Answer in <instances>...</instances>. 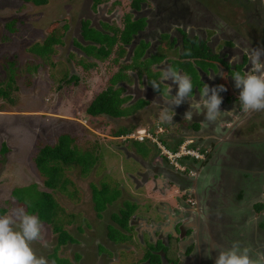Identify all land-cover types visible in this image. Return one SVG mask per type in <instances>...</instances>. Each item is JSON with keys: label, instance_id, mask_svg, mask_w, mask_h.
Returning a JSON list of instances; mask_svg holds the SVG:
<instances>
[{"label": "rangeland", "instance_id": "1", "mask_svg": "<svg viewBox=\"0 0 264 264\" xmlns=\"http://www.w3.org/2000/svg\"><path fill=\"white\" fill-rule=\"evenodd\" d=\"M194 1L215 12L214 15L254 48H264V0ZM90 3L89 0H46L44 5L36 6L33 2L25 3L21 0H0V87L2 89L5 85L9 87L7 101L0 99V147L3 144L6 148V152L0 156V209H3L5 211L3 215H6L14 209L24 208L10 197V192L15 187L33 185L37 191L51 194L57 206L53 224L66 231L72 239L62 246H56L57 234L52 230L53 225L42 222L44 239L32 244L37 256L47 258L49 264H53L54 257L60 261L64 259L69 264H78L74 258L78 260L80 254L83 256V264H133L140 259L145 246L149 247L145 242L143 245L140 234L135 231L137 226L134 218L141 217L139 216L140 211L142 212L141 206L152 205L150 201L154 199L156 201L165 199L151 189L149 183L151 177L145 175L146 171L149 166H158L159 161H161L159 167L165 165L171 171H182L181 169L185 168L182 161L173 162L174 166L177 163L180 169L164 159L161 153L165 148L171 150L175 145V150L172 151L176 152L179 146L189 141L186 149L194 153L198 151L189 147L192 139L182 134L184 130L181 128L185 122L179 119V111L176 110L177 114L175 112L171 123L160 122V107L167 98L165 93H154L156 91L149 81L155 78L159 84L163 83L160 84V90L161 87L169 85V81L161 79V71L149 69L143 71L144 64H147L150 58L141 61L142 67L123 72L126 79L119 84L122 87L121 97L127 96L128 100L121 107L131 106L135 97H140L144 93L141 86L143 77H146V85L154 91L151 96L155 97L156 101L160 97L159 106L157 103L148 104L122 118L91 117L85 114V109L94 96L108 86L110 76L119 68L129 65L131 61L135 63L137 60L138 63L142 56L139 47H136L128 58H124L125 53L116 58V47H113L110 55L103 60L94 59L83 53L85 51L83 48L91 45L88 40H82L80 33V26L85 23L83 19L87 18L88 10L96 13L101 9L100 16L105 15L103 20L109 23L110 28L116 29L122 28V16L128 10V0H99L96 3L97 7L90 6ZM7 24L11 25V31ZM93 25H97L98 30L91 28L89 34L92 38L98 39L101 35L100 29L104 26L100 20H94ZM216 32L214 27L208 28L209 35H215ZM218 40H222L221 37ZM165 43L163 36L161 47L157 48L160 50L152 57L153 60L159 56L163 59L168 58L165 60L168 66L189 75L196 83L198 79L202 81L203 79L195 71V66L197 70L207 75L212 83L217 79L216 85H225L227 91L220 93L222 97L238 95L234 81L230 78L231 85L229 78L225 77V71L219 73L216 68L207 67L208 65L200 62L190 63V66L176 65L180 62L178 52L171 51ZM35 45L49 46L50 52L39 58L28 51L29 47ZM220 45L214 47L210 53L215 55ZM143 47L145 45H142ZM142 57L144 59L146 55ZM113 59H116V62ZM163 59L154 64L163 63ZM250 67L249 62L243 72L248 71ZM218 74L220 76H217ZM221 75H224V79ZM9 77L12 79L10 83ZM204 84L205 81L203 86ZM195 87L197 88L196 85L193 88ZM199 90L198 95L193 93V97L200 99ZM221 110L225 109L221 106ZM233 115L234 113L227 114V123L233 120ZM219 119L213 125L219 124ZM197 120L203 123L202 120L205 119ZM242 121L240 125L241 121L228 130L229 134L225 139L240 140V148L244 154L247 152L256 154L259 149L264 151V145L261 147L260 144L259 146L251 144V141H263L264 111L249 112ZM125 129H130L128 134L115 137L118 130ZM138 133L147 138L142 140V144L133 146L134 139L128 136L132 135L135 138ZM61 134L72 138L73 145L80 153H90L95 158V163L85 174H82L77 166L60 167L58 170L61 182L50 190L43 186V178L37 173L33 158L38 148L53 145ZM154 140L158 146L153 144ZM177 141L179 142L175 144ZM141 150H145L146 153H140ZM216 150L211 155L210 163L215 161V164L216 162L218 164L216 168L208 169L211 183L207 188L219 183L218 167L222 160L227 159L221 153H216ZM257 159L243 156L238 160L241 169L249 173L248 183L244 185L240 202L241 213L235 212L232 203L225 201V198L220 199L219 203H215L217 199H212L213 195L212 198L206 199L210 205L206 217L208 221L209 217L212 220L202 233L212 238L207 244L217 245V251L230 248L233 242L239 241L242 247L253 249L251 254L255 256L253 258H257L258 254H264V210L256 212L252 208L257 200L264 204V171L262 176L260 171H257L258 168L261 169V161ZM141 174L144 176L141 177ZM146 180L148 183L144 184ZM102 184L110 190L115 189L119 194L115 202L108 205L98 218L92 209L90 188L98 189ZM168 192L171 193L172 190ZM230 195L233 196V191H230ZM125 204H133L138 208L131 217L119 216V210L124 211L123 208H127L124 207ZM260 223L261 230L256 229ZM123 229L128 233L125 234ZM107 233L110 235L113 233L114 239L120 240L122 233L127 235V238L125 237L121 243L116 240L117 248L110 247L112 250L109 251L110 249L106 247L109 248V245L104 237ZM143 239L145 241V236ZM116 254L118 261H110L111 256ZM214 254L209 264H214L217 253Z\"/></svg>", "mask_w": 264, "mask_h": 264}, {"label": "flooded vegetation", "instance_id": "2", "mask_svg": "<svg viewBox=\"0 0 264 264\" xmlns=\"http://www.w3.org/2000/svg\"><path fill=\"white\" fill-rule=\"evenodd\" d=\"M89 1H91L90 6H98L96 3H98L99 0ZM133 1L134 0H128V10L122 16V25L126 16L128 17L129 23L134 25V32L131 34V40L124 48V58H128L136 47L141 48V45H145L142 50V56L146 55V57L143 59L141 56L138 62L147 58L149 59L160 50L157 48L158 46L161 47L160 43H162L163 36H165V44L168 45L171 51L174 50L178 52L181 37L184 36L188 39L196 38L197 42H203L209 53L212 52L214 47L220 45L222 41L223 44L220 45L219 51L215 54L216 60H209L204 64L208 65L207 67L212 66L216 68L219 73L225 71V77L229 78L231 85L232 80L230 78L235 71L234 67L241 65V69H243L241 72L243 73L245 67L249 65L250 57L245 50L254 48V46L235 34L219 17L214 15L215 12H210L200 3L194 0H135L136 6H133ZM101 12V9L96 13H92L91 10H88L87 18L83 19V22L87 23L90 29L94 28L95 30H98V26L93 25L94 20H100L102 25L108 26L109 23L103 20L105 15L100 16ZM209 27H214L216 29L217 32L215 35H209ZM100 30H102V27ZM104 33L109 34V32L106 31ZM220 37L222 40H218ZM227 42H229L230 45H228ZM235 55L239 56L238 62L230 64L229 61L231 57ZM164 58L163 63L151 64L148 69L150 71H155L156 68H160L161 70L166 68L168 65L166 63L168 58ZM130 64L131 62L129 65ZM194 69L198 72L199 77L203 79V81L198 79L201 83H199L197 88L195 87L196 90L203 88L204 81L211 87L212 82L208 80L207 75L199 69L197 70L195 66ZM217 76H220V74ZM145 82L146 77H143L141 86L143 87L144 93L141 94L140 97H135L134 103L137 101L145 103L139 109L153 103H157L159 106L161 102L159 101L161 100L160 97H158L156 101L155 97L151 96L154 91L149 88ZM235 90L237 92L240 91L236 88ZM196 93L198 94V92ZM238 96L239 93L235 97H222L223 103L221 106L225 109L222 111H232L234 107L236 108L235 112H233V120L227 123V114L219 119L221 121H219V124L213 125V123L202 120L203 123L197 124L198 127L195 130L190 120H184L180 116L181 113L183 114L188 110L189 106L185 107L180 105L174 108L176 114L177 111H179L178 117L182 118L181 121L184 120L185 122L181 129L185 130L186 128L187 134L194 133L193 138H191L193 141H191L193 144L192 147L201 151V158L196 161H182V164L185 166L182 171H171L165 165L159 167L161 164V161H159V165L157 163L158 166H149V169L145 173V175H150L151 177V179H149L151 189L165 198L161 201H156V199L153 198L154 201H150L152 205L149 204L146 207L141 206L140 209L142 212L140 211L139 213L141 217L137 216L134 218V223H136L137 226L135 231L140 234L143 245L144 242L149 245L148 248L145 246V249H149V253L156 258L150 264H209L211 258H206L205 255L211 248V244L207 243L211 241L212 238L210 239L208 235L205 236L202 233L205 227H209L208 224L211 222L210 220H212L209 217L210 220L208 221L206 217V212L210 210V205L206 201L207 197L212 198L211 195H213L214 197L212 199H217L215 203H219L220 199L225 198V201H228V203L230 201V203H232L235 212L241 213L240 202L243 196L244 185L248 183L247 175H249V173L241 169V165H238V160L243 158V156L252 159L258 158L257 160L261 161V169L258 168L257 171H260V175L264 171V151L259 149L264 145V137L262 139L263 141L260 142L251 141V144H257L258 146L260 144L261 146L258 148V152H255L256 154L252 152L244 154L240 148V140L232 141L225 139L229 134L228 130L239 121H241L239 125L243 123L242 120L249 114L241 111L239 101L236 99ZM197 98H195L196 101L199 100ZM162 106H164V103ZM198 118H204V115L201 113L198 116H193L195 120ZM220 123L222 124L220 125ZM185 124L187 126H185ZM239 125H236V127ZM191 127H193V129H191ZM183 132L184 131H182V134H185ZM217 148H219V150H216ZM215 150L216 153H221L223 156L227 157V159L222 160L218 167L221 185L217 184L212 188H207L211 183L208 169L216 168L218 164V162L215 164V161L210 163L211 155ZM246 168L248 169L249 167L247 166ZM232 175H234V177ZM251 175L258 176L255 173H251ZM140 176L143 177L144 174ZM147 183L148 180H146L144 184ZM134 185L135 184L132 185L133 188ZM170 189L172 190L171 193L168 192ZM230 191H233V196L230 195ZM237 196L241 198H237ZM113 203H111V205ZM255 204L261 205L262 210H264V204L262 202L257 200ZM131 205L134 206V209L132 213L126 217H131L133 212L138 209L135 205ZM261 228L256 229L261 230ZM123 231L125 230L123 229ZM125 232V234L128 233L127 231ZM125 234L122 233V235L127 238ZM142 235L143 237L145 236V241ZM224 235H226V232H224ZM104 237L107 245H109V248L106 246L108 250L110 247L116 246L117 248L118 244H116V242H112L107 235H104ZM207 245H210V247H207ZM97 246L100 245L97 244ZM101 247L105 249L103 245H101ZM111 250L112 249L109 251ZM214 252L215 251L211 252V257H214ZM252 253L253 249L251 250V254ZM141 257L133 264H149L147 261H143ZM118 259L116 254L111 256L110 261L113 260V262H115L118 261ZM75 261H77L78 264H83L82 254H80L78 260L75 259Z\"/></svg>", "mask_w": 264, "mask_h": 264}, {"label": "trees", "instance_id": "3", "mask_svg": "<svg viewBox=\"0 0 264 264\" xmlns=\"http://www.w3.org/2000/svg\"><path fill=\"white\" fill-rule=\"evenodd\" d=\"M22 2H33L34 5H44L46 3V0H21ZM133 6H136V1H133ZM263 10V9H262ZM11 29V25L7 24ZM5 25V27L7 26ZM102 30L100 32V36L97 38H92V36L89 34L90 31H92L90 28H87V23H82L80 26L81 29V37L82 40H88V42H91V45H87L83 48V53L86 56H91L94 59L97 60H103L107 58L110 55V52L113 47H116V58L121 57L125 53V47L129 44L131 40V34L134 32V25L129 23L128 17H125V21L122 25V29H116V28H109L105 25H103ZM109 32L110 34L104 33ZM180 46L178 48V61L176 65H188L190 66V63H197L200 62V64L206 63L209 60H216L215 55H212L209 53L207 47L203 42H197L196 38L188 39L184 36L181 37ZM93 45H96L93 46ZM141 50L144 49V47L139 48ZM28 51L34 55H36L39 58H43L46 56L47 53L50 52L49 46H32L28 48ZM139 53V54H140ZM190 53V54H186ZM177 55V54H176ZM141 56V55H140ZM153 57V56H152ZM150 57L148 60L149 62H144L147 64H144L143 71H148V67L151 64H154L157 62H160L161 59H163L161 56L159 58H156L153 60V58ZM152 58V59H151ZM161 58V59H160ZM211 58V59H210ZM160 59V60H159ZM114 62H116V59H113ZM136 62L134 63L131 61L130 65H125L121 68H119L114 74L110 76L108 79V86L96 94L94 98L91 100V102L88 104L87 108L85 109V114L91 117H108V118H122L130 114V112L137 110L141 108L145 103L142 101H137L131 106L127 107H121L127 100L128 97H121L122 87L119 85L120 83L125 81L126 75H124L125 70L129 69H135V67H142V62ZM144 61V60H143ZM205 65V64H203ZM242 66H235V71L241 72ZM234 71V72H235ZM152 75V74H150ZM153 76V75H152ZM72 80H75V78L71 77ZM154 77H152L153 79ZM8 83L12 81V79L9 77ZM155 80V78H154ZM199 81L193 82L194 85L199 86ZM118 85V86H117ZM5 90V91H3ZM201 90V88H200ZM199 90V91H200ZM8 91L9 87L7 85L4 86L2 89L0 87V99L6 100L8 99ZM198 91V90H197ZM157 92V91H156ZM164 89L161 87L160 92L157 93H163ZM4 100V101H5ZM197 128V127H195ZM130 129L125 130H118L115 133V137H119L122 135L128 134ZM139 142L133 141L132 145L136 146ZM140 144V143H139ZM175 145L171 148V150H174ZM6 152V148L3 144H1L0 147V156L3 155ZM142 154H145V150H141ZM95 163V158L90 153H80L75 146L73 145V139L70 138L66 134H61L56 138V141L53 145H43L42 147L38 148L36 154L33 158V164L37 171V173L43 178V186L47 189L52 190L57 186V184L61 182L60 175H59V168L60 167H71V166H77L79 167V170L82 174H85L88 172V170L93 166ZM219 185L221 182L219 181ZM119 192H117L115 189L110 190L105 184H102L98 189L91 187L90 188V200L92 204V209L95 212L96 216L99 218L100 214L105 210V208L113 203L117 197ZM10 197L14 199L18 204L23 205L25 208V211L29 214H33L39 217L41 222L45 223H51L53 225L52 230L54 233L57 234L56 237V246H62L66 244L67 242H71L72 239L69 236V234L61 229L59 226H56L53 224V218L55 216V210L57 209L56 203L54 202L52 196L48 192L43 191H37L33 185L28 187H15L10 192ZM237 198H241L240 196H237ZM124 207H127L124 209V211L119 210V216L122 215L128 216L132 213V210L134 209V206L125 204ZM253 210L256 212L261 211V205L255 204L253 205ZM5 211L3 209H0V215H3ZM55 225V226H54ZM261 223L259 224V228H261ZM107 229V227H106ZM108 238L115 242L118 240V242H121L124 240V235L121 236L119 239H114L115 235L112 233H107ZM56 248V247H55ZM76 259V257H75ZM141 259L143 261H147L149 264L152 263L153 260L156 258L149 253V249H145V251L142 254ZM63 261L58 260L56 257L53 258L52 263L53 264H69L66 260L62 259Z\"/></svg>", "mask_w": 264, "mask_h": 264}, {"label": "clouds", "instance_id": "4", "mask_svg": "<svg viewBox=\"0 0 264 264\" xmlns=\"http://www.w3.org/2000/svg\"><path fill=\"white\" fill-rule=\"evenodd\" d=\"M245 51L250 57V69L243 73L235 71L231 76L235 88L240 90L239 107L243 113L264 111V60H262L264 48H248ZM238 60L239 56L235 55L231 57L229 63L233 64ZM221 78L224 79V75H221ZM161 79L170 80L172 84L178 86L173 96L169 85L170 99L164 101V106L160 107L159 120L162 123H171L175 116L174 108L179 107L186 100L190 101V104L184 113L185 120H191L194 115L198 116L202 113L206 121L215 123L223 115H231L236 110L235 107L232 111L221 110L223 98L220 93L227 91L223 84L214 87L204 84L199 91L200 99L197 102L192 98L193 84L189 75L168 66L162 69ZM149 84L155 91L160 92V84L156 80L149 81ZM192 145L189 147L198 151L201 156V151L193 148ZM185 160L196 161L186 157L180 159V161ZM43 230L44 226L39 217L29 214L24 208H17L9 214L0 215V264H49L47 258L37 256L32 248L33 242L44 239ZM212 251L217 253L214 264H264V254H258L257 258H253L251 249L242 247L239 241L233 242L230 248L219 251L217 245L212 244L205 257L211 258Z\"/></svg>", "mask_w": 264, "mask_h": 264}, {"label": "built area", "instance_id": "5", "mask_svg": "<svg viewBox=\"0 0 264 264\" xmlns=\"http://www.w3.org/2000/svg\"><path fill=\"white\" fill-rule=\"evenodd\" d=\"M139 132V131H137ZM129 138H133L134 140L136 141H142L144 138H147V137H144V135H142L141 133H138V135L134 138L132 135L128 136ZM153 142V141H152ZM155 143V145L158 146V143L154 140L153 144ZM190 142L187 141V142H184L181 146L178 147V150H176V152L172 151V150H167L165 148V150L163 151V153H161L164 157V159H166L171 165L174 166V163L173 162H177V161H180L181 158H192V159H199L201 156L198 152L194 153L192 151H189L187 150V144H189ZM176 166L174 167H177V168H180L177 163L175 164ZM181 169V168H180ZM183 170V169H181Z\"/></svg>", "mask_w": 264, "mask_h": 264}, {"label": "crops", "instance_id": "6", "mask_svg": "<svg viewBox=\"0 0 264 264\" xmlns=\"http://www.w3.org/2000/svg\"><path fill=\"white\" fill-rule=\"evenodd\" d=\"M167 67H168V65H167ZM156 71H161L162 72V70L160 69V68H156L155 69V72ZM180 71V70H179ZM181 72V71H180ZM182 73V72H181ZM145 78V77H144ZM157 80H158V78H156ZM142 81H143V79H142ZM145 84H146V82H145ZM160 84H163V83H160ZM169 85L171 86V89H172V91H171V95H175L176 94V91H177V85H175V84H172V82L169 80ZM169 85H165V86H163V88H164V92L163 93H160V94H164L165 93V98H167V100L168 99H170V94H169ZM193 98H195V97H193ZM189 104H190V101H185L184 103H182L181 105L182 106H185V107H188L189 106ZM185 113V112H184ZM184 113L182 114H180V116L184 119ZM179 118V119H182V118ZM185 120V119H184ZM190 122L192 123V125L194 126V130L196 129L195 127H198V125H199V121L196 119H191L190 120ZM201 123V122H200ZM198 124V125H197ZM185 126H187L186 124H185ZM191 129H193V127H191ZM180 131H182V130H180ZM183 133H185L186 134V137H188V138H193V136H194V133H189V134H187L188 132H186V128H185V130H184V132ZM180 134V133H179ZM185 134H183V135H185ZM178 139V138H177ZM158 141H159V139H158ZM139 143H141V142H139Z\"/></svg>", "mask_w": 264, "mask_h": 264}, {"label": "water", "instance_id": "7", "mask_svg": "<svg viewBox=\"0 0 264 264\" xmlns=\"http://www.w3.org/2000/svg\"><path fill=\"white\" fill-rule=\"evenodd\" d=\"M216 83H217V79L213 81V83H212V87L216 86ZM201 89H202V88H201ZM196 92H198V91L196 90V88H193V93H194V95H195ZM197 95H198V94H197Z\"/></svg>", "mask_w": 264, "mask_h": 264}]
</instances>
